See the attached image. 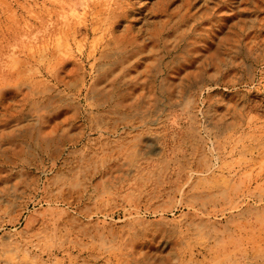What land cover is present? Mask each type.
Listing matches in <instances>:
<instances>
[{"label":"rangeland","instance_id":"rangeland-1","mask_svg":"<svg viewBox=\"0 0 264 264\" xmlns=\"http://www.w3.org/2000/svg\"><path fill=\"white\" fill-rule=\"evenodd\" d=\"M0 264H264V0H0Z\"/></svg>","mask_w":264,"mask_h":264}]
</instances>
